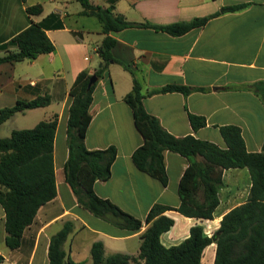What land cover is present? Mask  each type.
Here are the masks:
<instances>
[{
  "label": "crops",
  "instance_id": "obj_1",
  "mask_svg": "<svg viewBox=\"0 0 264 264\" xmlns=\"http://www.w3.org/2000/svg\"><path fill=\"white\" fill-rule=\"evenodd\" d=\"M87 1L112 9L136 25L103 33L98 19L82 12L80 0H0V57L7 51L4 46L31 22L43 25L54 46L52 52L35 59L0 64V110L13 107L17 101L44 95L51 98L48 106L16 113L1 124L0 139L57 115L53 141L56 196L39 208L14 250L4 243V211L0 206V264H47L50 238L67 221L73 229L62 247L73 263L92 264L90 251L97 241L102 242L105 257L138 254L147 225L131 231L95 217L78 204L66 183V123L72 103L69 89L78 73L91 74L99 67L97 49L107 35L115 41L111 54L116 62L96 82L84 130L88 150L116 149L110 177L93 184L99 198L142 222L154 204L173 209L180 204L178 186L189 164L186 158L164 152L166 186L138 171L131 161L132 152L143 142L133 112L123 101L133 79L147 94L145 110L169 134L191 135L225 148L219 129L232 125L240 129L247 151H264V0ZM36 5L41 6V13L28 16L25 8ZM237 5L245 6L234 12L226 10ZM212 15L203 26L180 36L153 28ZM169 85L189 88V92H157ZM188 115L203 118L205 125L193 130ZM250 186L246 168L224 170L214 219L188 218L167 210L164 215L174 224L160 236L161 244H179L195 225L211 236L201 222H217L218 226L226 212L246 201ZM220 193L227 195L221 199ZM211 245L214 249L206 264H213L215 245ZM209 246L203 251L201 264Z\"/></svg>",
  "mask_w": 264,
  "mask_h": 264
},
{
  "label": "trees",
  "instance_id": "obj_2",
  "mask_svg": "<svg viewBox=\"0 0 264 264\" xmlns=\"http://www.w3.org/2000/svg\"><path fill=\"white\" fill-rule=\"evenodd\" d=\"M80 1L82 12L95 16L103 33L117 32L136 25L125 21L112 9L90 5L87 0ZM244 6H231L226 10L234 12ZM41 10L40 5L25 8L28 16L39 15ZM213 16L153 28L171 36H180L203 26ZM114 45L115 41L105 36L97 49L99 67L91 74L87 71L78 73L69 89L72 103L66 123V183L78 204L95 217L121 229L135 231L143 223L147 228L141 235L136 256L115 253L105 257L103 244L97 241L92 244L90 251L92 264H201L203 251L211 244L215 245L213 264H264V151H247L240 129L232 125L219 129L225 148L191 135L175 137L169 134L145 110L143 100L147 94L142 93L141 85L135 79L123 101L133 112L143 142L132 152L131 161L138 171L166 186L164 152H173L186 158L189 164L178 186L180 204L175 209L154 204L142 222L94 193L93 184L110 177L116 149L88 150L84 145L86 112L96 85L87 89V83L91 75L96 76L97 80L102 78L109 65L116 62L111 54ZM11 47L13 49H9ZM4 49L7 51L0 57V64L32 60L40 54L52 52L54 46L46 36L43 25L31 22ZM157 92L187 94L189 88L169 85ZM50 102L48 95L30 101H17L13 107L0 110V125L16 113L43 108ZM188 119L193 130L205 125L201 117L188 115ZM56 125L57 115H54L32 128L13 130L9 137L0 139V206L4 211V243L9 250L19 247L23 231L33 222L39 208L56 196L53 163ZM236 168H246L250 176L251 186L246 201L226 212L211 236L204 233L201 225H195L190 228L188 237L179 244L163 246L160 236L174 224L164 213L174 210L188 218L213 220L219 205L218 190L222 185V173ZM72 229L73 224L67 221L50 238L47 264H76L67 258L62 247Z\"/></svg>",
  "mask_w": 264,
  "mask_h": 264
},
{
  "label": "rangeland",
  "instance_id": "obj_3",
  "mask_svg": "<svg viewBox=\"0 0 264 264\" xmlns=\"http://www.w3.org/2000/svg\"><path fill=\"white\" fill-rule=\"evenodd\" d=\"M227 193H220V198L221 199H224L226 197ZM237 202H234L233 204H235ZM202 225L204 226V228L206 229V232H208L209 235H212L214 233V231L217 229V222H208V221H204V222H201ZM214 249V246L213 245H210L208 247V249L206 250L205 254H204V257H203V264H206V260H207V257H209V253H211V250Z\"/></svg>",
  "mask_w": 264,
  "mask_h": 264
},
{
  "label": "water",
  "instance_id": "obj_4",
  "mask_svg": "<svg viewBox=\"0 0 264 264\" xmlns=\"http://www.w3.org/2000/svg\"><path fill=\"white\" fill-rule=\"evenodd\" d=\"M96 82H97V77L94 75H91L87 83V89H89Z\"/></svg>",
  "mask_w": 264,
  "mask_h": 264
}]
</instances>
